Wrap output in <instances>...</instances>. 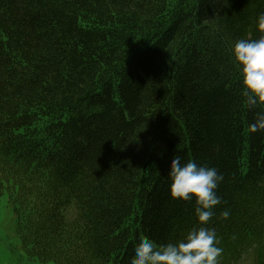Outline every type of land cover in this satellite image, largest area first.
I'll return each instance as SVG.
<instances>
[{"label": "trees", "instance_id": "16d2710c", "mask_svg": "<svg viewBox=\"0 0 264 264\" xmlns=\"http://www.w3.org/2000/svg\"><path fill=\"white\" fill-rule=\"evenodd\" d=\"M264 0H0V201L42 264H131L200 227L168 161L215 166L220 264H264V131L230 53ZM230 215L224 218L223 210Z\"/></svg>", "mask_w": 264, "mask_h": 264}, {"label": "clouds", "instance_id": "9594fccd", "mask_svg": "<svg viewBox=\"0 0 264 264\" xmlns=\"http://www.w3.org/2000/svg\"><path fill=\"white\" fill-rule=\"evenodd\" d=\"M259 38H241L230 48L239 69L241 95L247 106L260 107L249 124L250 132L264 131V12L257 16ZM169 192L173 199L195 202V215L200 227H194L176 241L157 246L149 238H141L134 245L131 264H220L224 249L214 228L206 225L222 202L217 194L224 176L215 166L202 165L193 159L186 162L174 155L167 164ZM228 218L230 211L221 212Z\"/></svg>", "mask_w": 264, "mask_h": 264}, {"label": "rangeland", "instance_id": "374dc122", "mask_svg": "<svg viewBox=\"0 0 264 264\" xmlns=\"http://www.w3.org/2000/svg\"><path fill=\"white\" fill-rule=\"evenodd\" d=\"M0 264H42L30 258L22 247L15 213L6 197L0 201ZM243 264H252L251 257H247Z\"/></svg>", "mask_w": 264, "mask_h": 264}]
</instances>
